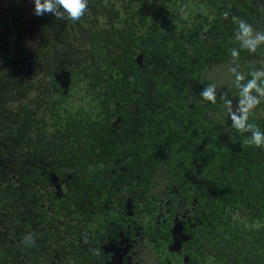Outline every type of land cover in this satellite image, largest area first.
<instances>
[{
  "label": "trees",
  "instance_id": "16d2710c",
  "mask_svg": "<svg viewBox=\"0 0 264 264\" xmlns=\"http://www.w3.org/2000/svg\"><path fill=\"white\" fill-rule=\"evenodd\" d=\"M230 59L213 87L203 69ZM0 64L18 94L0 88V131L37 121L30 146L65 167L191 169L216 264H264V0H0Z\"/></svg>",
  "mask_w": 264,
  "mask_h": 264
},
{
  "label": "flooded vegetation",
  "instance_id": "af4514ba",
  "mask_svg": "<svg viewBox=\"0 0 264 264\" xmlns=\"http://www.w3.org/2000/svg\"><path fill=\"white\" fill-rule=\"evenodd\" d=\"M6 71L1 89L8 88ZM33 113L44 114L38 106ZM23 121L22 131H0L9 136L0 140V264L217 263L191 169L168 171L152 158L149 167L132 151L109 165L53 164L25 137L39 123ZM87 170L94 180L80 178Z\"/></svg>",
  "mask_w": 264,
  "mask_h": 264
},
{
  "label": "rangeland",
  "instance_id": "374dc122",
  "mask_svg": "<svg viewBox=\"0 0 264 264\" xmlns=\"http://www.w3.org/2000/svg\"><path fill=\"white\" fill-rule=\"evenodd\" d=\"M14 51H12L11 53H13ZM26 52V51H25ZM239 59V58H238ZM230 62H219V63H214L213 65H211L209 67L210 64L206 65V66H202V67H198V69H196V71L201 74V71L204 67H209V68H205L203 69V75H205L206 77H208L210 79V81H213V87L214 84H219L221 86H226L229 85L230 83L233 82V76H235L236 70L234 67V64L232 62H234L233 59H230ZM237 62V61H236ZM243 64V63H242ZM2 65L0 64V71H1ZM235 71V73H234ZM234 73V74H233ZM238 74L247 76V72H246V66L243 65V67L241 69L238 70ZM192 78L197 81L198 77L192 76ZM14 82H16L15 80H12ZM193 84H196V82H193ZM6 85L8 88H13L14 86H16V83H12L11 80L6 81ZM206 86L207 84H197V87L201 88V89H205L206 90ZM15 88V87H14ZM229 88V87H227ZM230 89V88H229ZM242 99L239 98L236 100V103H238L237 107H241V102ZM231 107H226L228 109V113H231L233 115V111L235 110V104Z\"/></svg>",
  "mask_w": 264,
  "mask_h": 264
},
{
  "label": "water",
  "instance_id": "95a60500",
  "mask_svg": "<svg viewBox=\"0 0 264 264\" xmlns=\"http://www.w3.org/2000/svg\"><path fill=\"white\" fill-rule=\"evenodd\" d=\"M141 57H142L141 54L138 55V56L136 57V60L139 61V62H141ZM57 78H58V80L61 81L63 84H65L66 86H68L69 81H70L68 75H66V74H64V73H60V74L57 75Z\"/></svg>",
  "mask_w": 264,
  "mask_h": 264
}]
</instances>
